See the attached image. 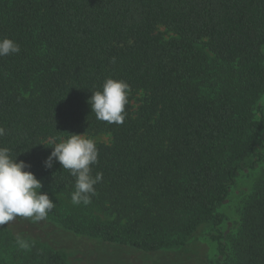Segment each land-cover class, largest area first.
Instances as JSON below:
<instances>
[{
    "label": "trees",
    "instance_id": "trees-1",
    "mask_svg": "<svg viewBox=\"0 0 264 264\" xmlns=\"http://www.w3.org/2000/svg\"><path fill=\"white\" fill-rule=\"evenodd\" d=\"M166 28L175 37L158 32ZM0 147L31 165L55 208L45 220L78 236L144 253L176 251L218 210L239 172L262 159L264 0H0ZM115 59V63H112ZM107 78L146 99L122 125L88 103ZM111 134L97 144L103 173L91 204L74 206L75 177L44 161L68 134ZM76 208L114 218L86 220ZM220 237L217 238L219 240ZM222 264H264V169L240 211ZM0 264H73L65 252L0 234Z\"/></svg>",
    "mask_w": 264,
    "mask_h": 264
},
{
    "label": "rangeland",
    "instance_id": "rangeland-1",
    "mask_svg": "<svg viewBox=\"0 0 264 264\" xmlns=\"http://www.w3.org/2000/svg\"><path fill=\"white\" fill-rule=\"evenodd\" d=\"M159 34L166 40L175 37L164 27H159ZM134 112L143 104L146 94L143 91H132L129 94ZM264 112V94L258 102L255 115ZM92 138L97 144L110 145L111 134L85 135ZM67 138L48 141L60 142ZM257 153L263 154L262 148ZM253 167H246L239 172L234 184L229 188V196L224 205L219 208L218 215L222 224L215 227L212 224L202 225L196 233L189 238L185 247L176 251H163L144 253L134 248L109 244L95 238L78 236L67 232L47 220L35 222L32 219L17 217L7 225L0 226V234L8 231L17 239V244L30 243L40 247L63 251L73 264H222L224 254H221L219 243L230 251L231 243L235 239L240 226V211L243 203L264 169V157L261 160L255 156ZM43 193V191L41 190ZM49 198L53 201L52 196ZM83 217L97 223H109L114 220L107 214L94 207L87 209L76 208ZM220 237L219 240L217 238Z\"/></svg>",
    "mask_w": 264,
    "mask_h": 264
},
{
    "label": "clouds",
    "instance_id": "clouds-1",
    "mask_svg": "<svg viewBox=\"0 0 264 264\" xmlns=\"http://www.w3.org/2000/svg\"><path fill=\"white\" fill-rule=\"evenodd\" d=\"M20 52V46L10 38H0V57ZM112 63H115L113 59ZM131 88L123 80L107 78L102 90L92 92L88 103L97 120L122 125L126 119V105ZM5 130L0 128V136ZM53 150L44 161L51 169L58 162L63 170L75 177V190L71 194L74 206L91 204L96 195V185L103 181V173L92 174V166L98 164L99 151L94 139L85 134H68L67 139L53 141ZM31 165L13 159L10 150L0 147V226L17 217L39 222L47 218L55 204L47 193H42V181L30 170Z\"/></svg>",
    "mask_w": 264,
    "mask_h": 264
}]
</instances>
